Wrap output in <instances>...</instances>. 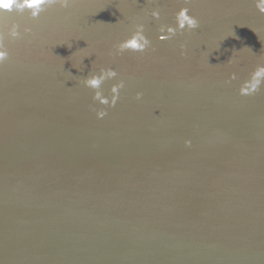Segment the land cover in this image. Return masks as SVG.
I'll return each mask as SVG.
<instances>
[{
  "label": "water",
  "instance_id": "obj_1",
  "mask_svg": "<svg viewBox=\"0 0 264 264\" xmlns=\"http://www.w3.org/2000/svg\"><path fill=\"white\" fill-rule=\"evenodd\" d=\"M259 6L0 13V264H264Z\"/></svg>",
  "mask_w": 264,
  "mask_h": 264
},
{
  "label": "clouds",
  "instance_id": "obj_2",
  "mask_svg": "<svg viewBox=\"0 0 264 264\" xmlns=\"http://www.w3.org/2000/svg\"><path fill=\"white\" fill-rule=\"evenodd\" d=\"M59 4L61 8L67 9L69 8L73 3L74 0H0V13H11L14 10L24 11L25 8H27L29 11H32L35 9L36 11H32V16H37L39 10L42 8L45 4ZM259 11L261 13H264V0H260V6ZM189 27L188 31H193L196 27H198L197 22L195 20H189ZM183 27V25H181ZM16 26H13V35H16L15 32ZM26 32L31 31L30 29H25ZM3 31L0 30V37H2ZM119 48V45L117 46ZM3 59V54L0 53V60ZM105 75H114L111 69H100L99 75H90L87 78H84L83 83L86 87H92L96 88L99 86V83L103 80ZM121 86L123 84L121 83ZM142 94L138 93L136 96V99L139 100L141 98Z\"/></svg>",
  "mask_w": 264,
  "mask_h": 264
}]
</instances>
